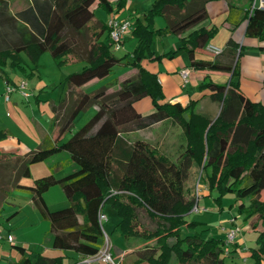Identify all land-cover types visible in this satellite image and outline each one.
Instances as JSON below:
<instances>
[{"label": "trees", "instance_id": "trees-1", "mask_svg": "<svg viewBox=\"0 0 264 264\" xmlns=\"http://www.w3.org/2000/svg\"><path fill=\"white\" fill-rule=\"evenodd\" d=\"M126 1L116 0L114 5L112 0H34V5L13 14L8 1L0 0V76L8 77V60L25 69L22 53L37 68L46 51L60 67L73 58L84 61L80 69L65 76V82L74 88L94 78L108 77L115 65L136 68L118 82L116 90L107 91L113 77L98 88L78 92L63 115H57V133L47 134L37 149L25 155L0 152V212L12 190L31 193L42 217L50 222L53 247L84 257L97 253L103 245L98 214L108 204L116 211L114 227L123 237L143 241L134 250L136 259L129 264H227L228 248L235 242L226 245V240L212 236L209 227L197 229L199 222L186 218L197 201L188 184L197 165L201 177L205 173L209 190L217 187L220 193L234 192L239 198L250 199L247 208L245 202L239 205L252 227L258 228L255 246L248 250L255 264H264V229L257 224L264 220V105L247 97L235 78L238 61L232 68L238 43L233 39L227 43L229 63L217 58L196 59V49L207 47L216 31L214 26L197 27L208 17L206 4L211 0H154L133 22L134 48L117 57L110 49L111 40L103 38L106 32L109 36V27L96 18L93 5L112 13ZM237 13L240 10L233 7L229 17L233 19ZM156 15L165 17L164 26H154ZM243 17L247 19L246 35L264 40V8L255 5ZM170 34L180 35L178 49L187 51L194 68L233 70L226 83L201 85L211 89L210 96L221 106L215 119L194 109L198 99L185 106L179 101H164L156 73L144 66V60L158 61L176 54L178 49L158 54L153 49L156 38ZM146 96L154 108L142 113L134 103ZM95 105V113L63 140L78 115ZM167 118L182 126L186 138L176 160L145 139L130 141L125 136ZM8 134L0 129V137ZM61 151L69 153L78 169L59 178L51 170L34 178L32 184L21 182L31 176L32 163ZM55 184L60 185L70 204L52 210L43 195ZM16 247L22 255L15 264L62 261L61 256H32L24 246Z\"/></svg>", "mask_w": 264, "mask_h": 264}, {"label": "crops", "instance_id": "crops-1", "mask_svg": "<svg viewBox=\"0 0 264 264\" xmlns=\"http://www.w3.org/2000/svg\"><path fill=\"white\" fill-rule=\"evenodd\" d=\"M7 1L9 3L10 12L13 14H16L18 11L25 9L30 5H34V0H7ZM114 1L116 0H112V2ZM256 1L258 3L259 0ZM253 2L254 0H211L207 2L206 9H207L208 17L203 22H201L197 27L205 26L206 28L209 29L212 26H214L216 31L208 44L221 47L224 49V52L218 56L213 52L209 51L207 47L198 48L196 49L195 52V58L204 59V60H213L217 58L223 63H229L230 57L227 48V43L230 39H233L239 45L232 68L234 69L236 62L238 61L239 73L238 76L235 78L239 82V87L242 90V92L251 100L261 102L264 105V40H261L257 37L246 35L247 19L243 17V14L245 12H251ZM131 4H132V0H127L124 7L119 9L116 8L114 12L117 14L119 18L130 19L133 24L132 18L134 15H139V12L138 10H136L134 13L126 11V8L129 7V5ZM98 7L99 6H97L96 4L93 5V8L95 9V14H96V8ZM233 7L239 9L240 13L235 14V16H233L232 19L231 17H229V12L230 9H232ZM96 18L101 19L98 15H96ZM155 22L157 23L156 27H161L166 24V20L163 21V19L161 18L156 19ZM172 35L173 34L166 36L169 38V42L166 45H163V47L159 52L155 50L157 54L161 52H168L171 50L178 49L180 44V35L177 34L173 36ZM124 41L125 40L123 39V45L125 43ZM78 63L84 64V61L81 58H73L72 60L66 62L65 64L67 65L75 64V68H76L78 66ZM143 63L148 70L156 73L158 81L160 82L163 89V93L165 97L164 101H169V102L179 101L182 105L185 106L190 102V100L198 99V102L194 105V109L198 113L207 115L212 119H215L217 117L221 106L218 101L214 100L210 96L211 89L208 86H204L202 88L201 85L209 81H213L216 83H226L231 79L233 70L229 71V70L194 68L191 65L190 57L185 49H178L173 57H164L158 61L144 60ZM187 67L190 68L191 70L188 79L184 81L180 71L183 68H187ZM132 69H135L134 71H132L133 74L136 71V68H132ZM123 79H120V81ZM102 80L103 79L94 78L80 87L77 88L72 87L74 90L70 86L69 93L66 95V98H63L59 104L52 105L55 115L54 132L48 133L46 130V132L40 135V139L42 140L47 134L55 135L57 133L59 128V125L57 124V115L60 116L63 115L66 106L71 103V99H73V97L78 92L90 91L106 83H109V81L101 83ZM98 84L99 86L96 87V85ZM88 86L89 88L87 89L86 87ZM94 86L95 88L90 89ZM109 90L110 87L108 88L107 91ZM61 105L62 107H60ZM134 105L136 109L142 113H148L152 110V109L148 110V108L151 107L149 101L145 103V105H143L142 108H139L137 106V101L134 103ZM94 107L95 109H97L96 105ZM156 126H160V128L162 129L161 132L152 133L151 136H153V139L147 138L149 139L147 141L157 146L162 152L166 153L169 156L166 150L167 145H169L168 143H172L173 142L172 137H175L178 138L177 143L179 144V152H180L181 149L183 148V145L186 142V138L182 126L171 118H167L165 120L156 122L149 127L129 132L125 134V136L127 135L126 137L130 141H132L136 139V137L133 136V134L137 132H141L147 128L148 129L154 128ZM7 131L9 133L8 135L4 137H0V152H5V153L12 152L18 155H25L29 151L37 149V147L39 146L38 145L35 146V148L34 147L31 148L30 145H27L28 143L24 142L23 140H21V138L13 134V132L9 128ZM61 152H62L61 155L54 157L55 161L58 164L57 167L59 170L58 172H56V170L53 169V174L57 178L62 177L78 169V164L74 161H70L69 153L67 151H61ZM30 168H32V166ZM198 169L199 167L197 165H194L191 171V175L195 173ZM49 173L51 172H48L47 174ZM51 188H49L43 195L50 209H52L49 202L50 196H52ZM16 190L17 189H14L12 191H16ZM28 196H29L28 203L35 206L32 199V194L29 193ZM35 208L37 207L35 206ZM3 211H5L4 205L2 206L0 212V225H1L0 247L5 249L6 244H8V242H11L12 247H16V245H21L18 242V238H19L18 232L20 233V230L18 229L17 226H13V223L11 221L12 216H14L15 213L17 214L18 212H20L21 208L16 207V210L10 213L5 211L6 214H4ZM248 223L251 225L249 220ZM234 225L241 226L239 223L236 222V220H234L231 221V226H229V228ZM112 229L115 230L119 228H115L113 226ZM257 230L258 228L254 227L252 230L253 233L251 232L249 233V236H247L246 228L245 227L243 228L242 233L236 237L234 241L235 243L228 248L231 251V253L230 256L227 258V264H255V261L251 257L250 251L248 249L252 246H255ZM9 236L13 237L12 240L9 239ZM121 238H122V242L125 243L124 247L120 246ZM49 243L50 242L48 241V243L42 244L41 246L42 248L39 251H29L26 246L24 245L21 246H24L27 249L26 253L32 256H35L38 253L44 254L49 257L61 256L62 261L60 262V264H90L83 261V256H80L71 250H62V249L54 248L53 237L51 239L50 245ZM142 244L143 241L139 238L125 239L120 231V236L117 237V244L115 242H113L112 244L113 256L115 257L114 260L117 263L122 262L129 264L133 262L136 259L134 250ZM8 253L10 254L8 264H15V262L21 257L19 255L18 258H16L17 255H15L13 249H9ZM19 254H21V252ZM137 264H150V263L147 261H141Z\"/></svg>", "mask_w": 264, "mask_h": 264}, {"label": "rangeland", "instance_id": "rangeland-1", "mask_svg": "<svg viewBox=\"0 0 264 264\" xmlns=\"http://www.w3.org/2000/svg\"><path fill=\"white\" fill-rule=\"evenodd\" d=\"M152 2L153 0H132V4L126 8V11L134 13L138 10L139 15L133 16V22L138 16H142V13L151 7ZM114 5H116L115 1ZM96 15L107 22L111 13L103 7H98L96 8ZM158 18L163 19V21L166 20L163 15H156L154 19L155 27L157 26L155 21ZM103 38L108 40L109 37L107 36V32L103 35ZM124 40L125 43L124 45L122 44L120 49L115 50L112 45L110 47L111 51L117 57L123 56L134 48L136 37L131 32V29L124 35ZM168 42V37L159 36L153 42V49L159 52L163 45H166ZM22 57L24 58L22 66H24L25 69L17 64L12 65L10 60H8L5 64V71L8 77L6 78L5 75L0 76V129L8 130L9 128L13 134L28 143L27 145H30L31 148H35V146L40 144V135L42 133L46 132V130L48 133H53L55 130V115L52 105L59 104L69 93L70 86L65 82L66 74L73 70L80 69L83 64L78 63L76 68L75 64H65L60 67L54 61L51 53L46 51L40 56L38 67L36 68L25 53H22ZM134 70L135 69L128 66L115 65L112 73L103 79L101 83L111 81L113 77H115L116 79L111 82L110 90L108 91L111 92L118 88L120 79L131 75ZM22 80L27 82V86L24 90L29 92L28 96H25L22 91L17 88V85H19ZM6 83L12 87V91L9 93L6 92ZM97 86H99V84L96 85V87ZM86 88L88 89L89 86ZM93 88H95V86L90 89ZM148 101L151 106L148 110L153 109L152 100L149 96L143 97L137 101V106L142 108ZM60 107H62V105ZM95 111L96 109L94 106H90L85 111H82L78 115L72 130L64 133L62 139L67 140L72 135V132L80 128ZM161 130L160 126H156L137 132L133 134V136L149 140L147 138L153 139V136H151L152 133L161 132ZM172 138L173 142L168 143L169 145H167L166 150L169 157L172 160H176L179 154L178 138ZM61 153L62 152L55 153L53 156L32 163L30 165V167L32 166V168H30L31 176L23 177L21 179L22 182L31 184L34 178L44 176L53 169L58 172V164L54 157L61 155ZM201 173L202 171L198 169L191 175L188 182L194 193H196L197 186L201 189L198 200L200 208L192 209L186 216L187 220L199 222L197 229L209 227L212 236L218 239L222 238L226 240L227 228L231 226V221L233 219L243 228H246L247 236H249V233H253V228L248 223L249 219L247 217V212L240 211L239 206L241 202H245L247 208L250 205V199L239 198L234 192L220 193L217 187L209 190L205 185V173L202 177ZM51 187L52 196H50L49 202L52 209H58L70 204L69 199L66 197L63 190H61L59 184H55ZM28 195L29 193L23 191H11L3 205L4 210L9 213L16 210V207L21 208V211L17 214L15 213L11 218L13 226H17L20 230V233L18 232V242L26 246L29 251H39L42 248V244H46L48 241L50 242L49 245L51 244L53 235L50 231L49 220L44 219L40 215L38 209L28 203ZM5 211H3L4 214H6ZM104 211L108 216V219L104 222L105 231L111 243L113 244V242H115L117 244V237L120 236V230H114L112 228L118 220V216L115 209L108 204L105 205ZM257 224L260 229H264V220L258 221ZM257 234L258 232H256V237ZM120 241V246L124 247L125 243L122 242V238ZM9 249H13L15 255H17L16 258H18L19 255L21 256V254H19V249L12 247L11 242H8L5 249L0 247V264H8L10 258V254L8 253ZM111 251L113 255V248H111Z\"/></svg>", "mask_w": 264, "mask_h": 264}, {"label": "built area", "instance_id": "built-area-1", "mask_svg": "<svg viewBox=\"0 0 264 264\" xmlns=\"http://www.w3.org/2000/svg\"><path fill=\"white\" fill-rule=\"evenodd\" d=\"M255 5H259L260 7L264 8V0H259L258 3L256 0H254L252 8ZM107 25L109 27V38L111 40V45L115 50L120 49V47L123 44L124 35L132 28V22L128 18H119L115 12H112L108 21ZM207 49L214 54H220L224 49L221 47H218L216 45L208 44ZM190 68H183L180 73L184 81L188 79ZM27 86V82L22 80L19 85H17V88L22 91V93L25 96L29 95V92L25 91V87ZM12 91V87L6 83V92L9 93ZM200 187L197 186L196 189V197L197 201L192 209H199L198 200L200 196ZM113 192H117V190H114ZM108 219L107 214L105 213L104 209H101L98 214V220L101 225V228L103 230L104 234V241L102 247L99 249V251L93 255H88L83 257V261L90 263V264H118L112 255V243L110 241V238L105 231L104 228V222ZM234 221V219L232 220ZM1 228V225H0ZM243 231V228L239 225H234L227 229V238H226V245H229L230 243L234 242L236 237L241 234ZM12 236H9V239L12 240Z\"/></svg>", "mask_w": 264, "mask_h": 264}]
</instances>
